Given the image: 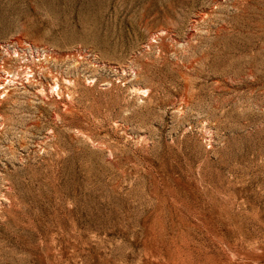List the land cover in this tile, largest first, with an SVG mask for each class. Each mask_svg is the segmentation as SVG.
<instances>
[{"label":"rangeland","instance_id":"obj_1","mask_svg":"<svg viewBox=\"0 0 264 264\" xmlns=\"http://www.w3.org/2000/svg\"><path fill=\"white\" fill-rule=\"evenodd\" d=\"M0 264H264V0H0Z\"/></svg>","mask_w":264,"mask_h":264}]
</instances>
